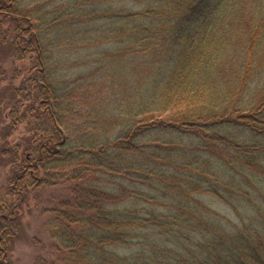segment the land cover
I'll return each instance as SVG.
<instances>
[{
  "label": "trees",
  "instance_id": "trees-1",
  "mask_svg": "<svg viewBox=\"0 0 264 264\" xmlns=\"http://www.w3.org/2000/svg\"><path fill=\"white\" fill-rule=\"evenodd\" d=\"M135 1L139 12L120 7L127 0L44 1L25 12L24 0H0L17 23L16 48L38 53L31 109L51 124L36 130L38 162L26 155L16 165L9 192L20 202L35 170L45 185L65 176L57 164L79 163L58 210L72 231L52 232L72 257L37 262L264 264V0ZM50 32L58 44L96 48L92 71L57 78L52 59L71 52H51ZM107 54L123 59L105 66ZM73 116L83 117L78 135L66 136ZM1 122L0 109V153L19 160L18 145L1 143ZM206 193L241 224L213 211ZM14 214L0 211V264H9Z\"/></svg>",
  "mask_w": 264,
  "mask_h": 264
},
{
  "label": "rangeland",
  "instance_id": "rangeland-1",
  "mask_svg": "<svg viewBox=\"0 0 264 264\" xmlns=\"http://www.w3.org/2000/svg\"><path fill=\"white\" fill-rule=\"evenodd\" d=\"M44 1L50 2L48 5L49 9L52 7H55V9L59 7L64 8L72 2V0H24V6H21L20 10L29 12L39 4L42 6L41 2ZM98 1L103 2V0ZM127 3L129 4H120V7L126 6L125 8L136 12L142 10V6L136 4L135 0H127ZM43 11L40 12V16H42ZM16 25V21L0 13V109L2 111L1 130L3 132L1 143H7L11 146L18 145L20 155L19 160L14 161L9 154L6 156L0 153V211L2 209L5 212L15 210L14 216L17 221L15 225V221L12 222L14 225V235L9 240L8 261L9 264H41L37 262L38 259L42 258L49 261L57 260L59 257V260L68 262L72 255L65 246H61L58 243L61 240L55 237L52 232L61 233L64 229L72 231V228H68L67 226L63 229L64 223L58 219V210L64 209L65 201L70 199L74 194L72 188V181L74 180H70L68 177L71 169L79 165V163L57 164L52 170L64 173L65 176L57 180L55 178L54 182L45 185L39 184L45 171L41 168L35 170L37 176H28V179H33V181L29 182L26 196L20 202L18 201L17 194L9 192L11 187L10 180L14 178L16 165L21 164L22 159H25L26 155L30 157V160L33 159L31 163L38 162L34 146L38 143L36 130H42L44 128L43 123L49 124V128H51V124L48 122L44 112L41 113L38 110L36 112L31 109L37 95L36 79L39 78V68L42 67L37 66L36 59L38 53L30 45L21 44V51L16 48L14 44V40L18 37ZM33 25L35 26V31L41 30V22L38 15L35 16ZM46 35L48 44L54 42L50 46L51 52H54V54L62 51H66L67 54L71 52V55H66L60 62L57 56L56 60L52 59L53 62L50 65L54 69L55 74H57V78L73 80L92 71V64L97 60L95 57L96 48L82 49L65 42L58 44L55 40L56 38H54L55 33L50 32V34ZM107 56L106 58H114V61H106L105 66L107 64L115 66V63H120L119 57L123 59V56H119V54H115L114 56L107 54ZM131 63L132 60L126 61L124 66H129ZM92 96L95 97L98 94H92ZM18 100L22 103L18 106L17 117L20 115L21 118L16 127L11 129L12 126L9 125L10 121H12L10 112ZM83 107L84 113L92 112L91 109ZM80 109L83 110L82 107L76 110ZM76 117L73 116L71 120L69 119L68 129L62 126L66 136L68 134H75L76 127L81 124L83 117L78 119ZM14 118L16 117L14 116ZM76 135L78 134L76 133ZM224 153L226 154L227 152ZM199 197L210 205L219 216L230 219L232 223L241 224L238 214L219 198L209 193L200 194ZM242 211L246 213L247 209L244 207ZM70 225L75 226L76 223ZM76 230L78 229L76 228Z\"/></svg>",
  "mask_w": 264,
  "mask_h": 264
}]
</instances>
